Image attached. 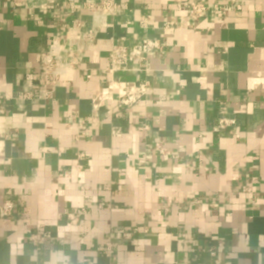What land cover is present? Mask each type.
<instances>
[{
    "label": "crops",
    "instance_id": "obj_1",
    "mask_svg": "<svg viewBox=\"0 0 264 264\" xmlns=\"http://www.w3.org/2000/svg\"><path fill=\"white\" fill-rule=\"evenodd\" d=\"M114 1L95 22L63 1L0 0V264H212L211 250L264 264V0H194L195 21L193 0ZM94 26L50 99L19 107L42 52ZM148 39L161 49L144 63L102 72L114 43ZM131 82L147 93L117 110ZM224 117L236 126L213 131Z\"/></svg>",
    "mask_w": 264,
    "mask_h": 264
},
{
    "label": "built area",
    "instance_id": "obj_2",
    "mask_svg": "<svg viewBox=\"0 0 264 264\" xmlns=\"http://www.w3.org/2000/svg\"><path fill=\"white\" fill-rule=\"evenodd\" d=\"M63 1L68 3L70 8L75 11L76 5L80 6L81 12L89 15L93 21L105 22L108 16H115L119 11V5L114 0H55ZM234 3V0H229ZM206 7L197 1H190L188 4V13L193 21L199 19L203 13L206 11ZM217 16H221L223 13L220 11H215ZM98 34L97 27L83 32L80 31L77 35L76 41L73 48L63 49L57 40H54L47 49L42 52L39 63L34 70L35 83L29 84L18 92L15 100L19 107H22L23 103L40 100L47 101L52 95L53 87L58 86L60 81L68 74L69 71L74 69L82 61V53L84 50V45L86 43L93 42ZM161 49L160 42L156 39H148L144 45H132L125 46L120 42L113 44L111 51L109 53V65L102 71L110 75H115L120 72L130 71L134 63L141 65L146 61L149 54ZM138 68L137 71H141ZM148 82H131L127 83V88L125 94L117 101V110L121 109H132L143 99L147 93ZM99 103L94 101V109H98ZM3 112V109L0 110ZM236 126V121L232 118H221L217 126L213 131H229ZM154 151L159 152L161 155L165 153L163 149L158 144L151 147ZM13 209V203L11 201H6L2 210L3 213L10 215ZM131 233H123L121 238L130 239ZM45 237L40 234H33L29 237L30 243L33 245H38L43 242ZM105 254L110 260H114V244L108 243L105 247ZM210 257L213 258L212 264H221L217 259H215V251L211 250L209 252ZM85 264H94L91 261H85Z\"/></svg>",
    "mask_w": 264,
    "mask_h": 264
}]
</instances>
